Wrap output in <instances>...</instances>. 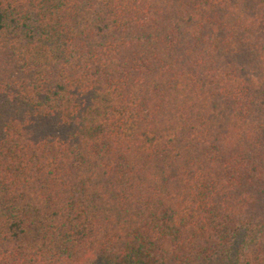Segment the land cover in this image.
<instances>
[{
  "label": "trees",
  "instance_id": "obj_1",
  "mask_svg": "<svg viewBox=\"0 0 264 264\" xmlns=\"http://www.w3.org/2000/svg\"><path fill=\"white\" fill-rule=\"evenodd\" d=\"M98 261L264 264V0H0V264Z\"/></svg>",
  "mask_w": 264,
  "mask_h": 264
},
{
  "label": "rangeland",
  "instance_id": "obj_2",
  "mask_svg": "<svg viewBox=\"0 0 264 264\" xmlns=\"http://www.w3.org/2000/svg\"><path fill=\"white\" fill-rule=\"evenodd\" d=\"M238 240L239 238L236 240L235 244L238 242ZM96 264H109V263L98 261Z\"/></svg>",
  "mask_w": 264,
  "mask_h": 264
}]
</instances>
